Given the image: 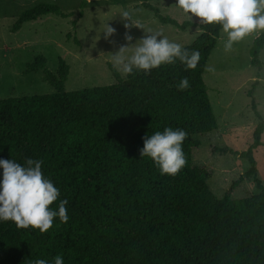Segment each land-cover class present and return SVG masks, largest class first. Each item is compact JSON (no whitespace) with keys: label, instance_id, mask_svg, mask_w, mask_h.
<instances>
[{"label":"trees","instance_id":"trees-1","mask_svg":"<svg viewBox=\"0 0 264 264\" xmlns=\"http://www.w3.org/2000/svg\"><path fill=\"white\" fill-rule=\"evenodd\" d=\"M88 1H81L79 18ZM145 7L162 24L200 27L184 47L199 50L196 67L177 59L123 78L109 64L116 83L66 91L69 65L61 59L53 73L40 55L26 73L42 71L55 91L0 99V157L20 164L40 159L43 175L60 190L58 200L67 199L69 216L67 222L54 218L43 233L0 222V264L51 261L58 254L64 264H264V185L256 178L258 194L231 197L239 183L256 176L253 151L262 145L264 123L241 154L249 170L222 198L208 184L212 172L193 161V149L201 145L195 137L218 128L203 74L222 29L178 22L157 6ZM49 14L72 15L57 3L40 2L23 11L11 30ZM263 48L264 33L254 40L252 65L260 63ZM183 76L190 86L180 90ZM165 127L188 133L182 142L186 163L175 175L162 174L151 158L140 156L143 138Z\"/></svg>","mask_w":264,"mask_h":264},{"label":"rangeland","instance_id":"rangeland-1","mask_svg":"<svg viewBox=\"0 0 264 264\" xmlns=\"http://www.w3.org/2000/svg\"><path fill=\"white\" fill-rule=\"evenodd\" d=\"M81 1L0 0V99L55 91L45 82L42 71L26 73L28 64L40 55L46 57L53 73H57L61 59L69 65L66 91L116 83L109 69V64L113 65L111 53L144 35L143 29L135 26L137 23L161 31L182 47L192 44L201 33L199 26L181 30L162 24L154 12L145 7L149 3L178 22H192L174 5L176 0H89L83 17L79 18ZM40 2L57 3L64 13L72 15L67 18L45 15L24 23L13 33L12 26L22 12ZM123 11L129 12L130 21L121 17ZM198 22L199 18L194 17L193 23L198 25ZM107 23L115 31L106 38L103 31ZM125 24L129 26L126 28ZM126 33L133 37L131 42L124 39ZM262 33L264 30L253 32L225 49L227 37L222 30L203 74L218 128L195 137L201 145L194 148L192 154L195 165L212 172L208 184L220 198L249 170L248 159L241 154L254 143L258 124L264 123V48L259 54L260 63H251L254 40ZM253 105L260 116L256 115ZM261 139L262 145L253 151L256 176L239 183L231 192L233 199L258 194L256 178L264 185V133Z\"/></svg>","mask_w":264,"mask_h":264},{"label":"clouds","instance_id":"clouds-1","mask_svg":"<svg viewBox=\"0 0 264 264\" xmlns=\"http://www.w3.org/2000/svg\"><path fill=\"white\" fill-rule=\"evenodd\" d=\"M192 20L199 18L198 25L219 24L227 39L224 48L230 49L233 43L245 36L264 30V0H176L175 4ZM128 11L121 17L130 21ZM132 25H134L131 22ZM129 25L125 24L127 28ZM144 35L135 43L121 45L111 53L113 66L123 74L133 73L134 69L148 73L162 64L174 63L177 59L186 68L196 67L200 52L188 49L170 40L161 31L144 28ZM115 29L105 26L106 38ZM124 39L131 42L133 37L125 34ZM189 80L180 77L176 87L188 88ZM188 133L182 128L165 127L143 138L140 156L151 158L162 174L175 175L186 163L182 142ZM40 159L27 158L24 164L13 159L0 157V222L11 220L17 227L38 229L41 233L48 230L53 219L67 222V199H59L60 190L45 177L41 170ZM58 200L55 208L50 207ZM29 264H64L62 255H56L51 261L36 258Z\"/></svg>","mask_w":264,"mask_h":264}]
</instances>
